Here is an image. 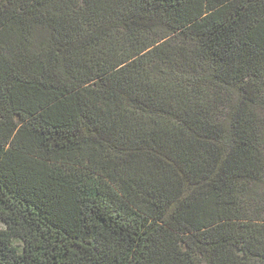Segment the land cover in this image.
Wrapping results in <instances>:
<instances>
[{"label":"trees","instance_id":"1","mask_svg":"<svg viewBox=\"0 0 264 264\" xmlns=\"http://www.w3.org/2000/svg\"><path fill=\"white\" fill-rule=\"evenodd\" d=\"M0 220V264H264V0H0Z\"/></svg>","mask_w":264,"mask_h":264},{"label":"rangeland","instance_id":"2","mask_svg":"<svg viewBox=\"0 0 264 264\" xmlns=\"http://www.w3.org/2000/svg\"><path fill=\"white\" fill-rule=\"evenodd\" d=\"M5 229H6L5 224L0 220V231L5 230ZM13 243H14V246L18 247L20 251L22 250L23 243L21 240L15 239Z\"/></svg>","mask_w":264,"mask_h":264}]
</instances>
